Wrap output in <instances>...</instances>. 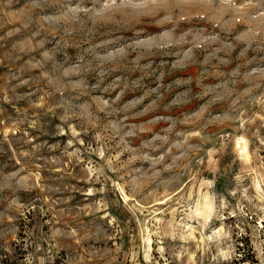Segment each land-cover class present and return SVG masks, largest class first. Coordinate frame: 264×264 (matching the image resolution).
I'll return each mask as SVG.
<instances>
[{"label": "rangeland", "instance_id": "374dc122", "mask_svg": "<svg viewBox=\"0 0 264 264\" xmlns=\"http://www.w3.org/2000/svg\"><path fill=\"white\" fill-rule=\"evenodd\" d=\"M263 150L264 0H0V264H264Z\"/></svg>", "mask_w": 264, "mask_h": 264}, {"label": "trees", "instance_id": "16d2710c", "mask_svg": "<svg viewBox=\"0 0 264 264\" xmlns=\"http://www.w3.org/2000/svg\"><path fill=\"white\" fill-rule=\"evenodd\" d=\"M262 154H263V159H264V150H263V153H262ZM244 261H245V260H244ZM247 264H251V263H247Z\"/></svg>", "mask_w": 264, "mask_h": 264}]
</instances>
